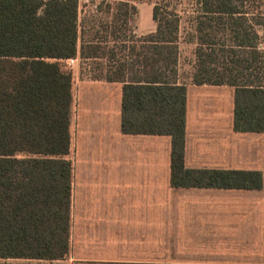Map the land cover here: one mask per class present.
Here are the masks:
<instances>
[{"label":"trees","instance_id":"16d2710c","mask_svg":"<svg viewBox=\"0 0 264 264\" xmlns=\"http://www.w3.org/2000/svg\"><path fill=\"white\" fill-rule=\"evenodd\" d=\"M167 1L153 2L154 33L116 46L135 13L128 3L107 5L110 20L85 39L79 0H0V264L69 258L73 77L65 61L77 55L90 60L94 79L122 84L123 134L169 137L173 188H261L256 171L184 167L186 87L178 80L181 44H191L192 84L233 88V130L263 132L264 13L256 0H194L185 40Z\"/></svg>","mask_w":264,"mask_h":264},{"label":"crops","instance_id":"0c3cea01","mask_svg":"<svg viewBox=\"0 0 264 264\" xmlns=\"http://www.w3.org/2000/svg\"><path fill=\"white\" fill-rule=\"evenodd\" d=\"M153 2L124 1L135 13L130 31H120L115 45L127 34L140 38L154 33ZM186 45L181 44L180 57ZM89 62L71 68V141L79 159L88 148L99 166L95 175H73L72 165L70 261L264 264V131L233 130V88L185 82L184 167L256 171L261 188H173L169 137L123 134L122 84L94 79ZM80 109L88 112L85 121ZM73 114L80 128L76 147Z\"/></svg>","mask_w":264,"mask_h":264},{"label":"rangeland","instance_id":"374dc122","mask_svg":"<svg viewBox=\"0 0 264 264\" xmlns=\"http://www.w3.org/2000/svg\"><path fill=\"white\" fill-rule=\"evenodd\" d=\"M124 1H129L133 3H137L141 0H89L88 3H83V1H80L79 3V12H80V27L82 29V33L84 34V38L87 39L88 35H91L100 27V23H103L104 21H109L110 16L107 12V5L110 3H120ZM148 1V0H147ZM150 1V0H149ZM156 1V0H152ZM256 6H258L259 11L264 13V0H256L254 3ZM101 7L99 11L95 13L97 10V6ZM165 9L171 10L175 9L177 11V14L180 16L181 19V37L185 40L189 39L190 35V23L195 16L194 10H195V1L194 0H168L167 3L165 2ZM87 7V8H85ZM86 12V14H85ZM128 30L130 31L132 27V22L127 25ZM128 41H137L138 38H133L131 34H127ZM83 36V35H82ZM83 39V37H81ZM81 42V40H80ZM118 44V43H117ZM130 44V43H129ZM131 44H134V42H131ZM130 44V45H131ZM110 44L109 46L111 47ZM119 45V44H118ZM116 45V46H118ZM193 48L194 46L191 44H187L183 49L180 57V79L182 83L190 82L191 81V73L193 71L194 66V58H193ZM90 63V62H89ZM87 111L86 109H80L78 111V114L80 118H84V121L88 118L87 117ZM75 115L73 114V123H74V145L76 147V141L78 139V134L80 133L79 123L76 118H74ZM106 125L107 128L111 129L110 123V117L109 115L106 116ZM86 130V129H85ZM84 140L87 139L86 131H84ZM82 159H79L77 150L74 148V152L72 150L71 154V162L73 165V175H95L96 168L99 166V163L97 159L93 161L95 158L91 153H89L88 148L82 149ZM74 262L70 261V256L67 260L62 262V264H73Z\"/></svg>","mask_w":264,"mask_h":264},{"label":"built area","instance_id":"2783aa9c","mask_svg":"<svg viewBox=\"0 0 264 264\" xmlns=\"http://www.w3.org/2000/svg\"><path fill=\"white\" fill-rule=\"evenodd\" d=\"M80 1H83V3H88L89 0H79V3ZM97 12V10L95 11V13ZM83 59L79 58L78 56L74 57V58H71V59H68L65 61L66 65L68 68H72V66L76 63V62H82Z\"/></svg>","mask_w":264,"mask_h":264}]
</instances>
